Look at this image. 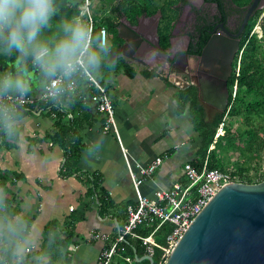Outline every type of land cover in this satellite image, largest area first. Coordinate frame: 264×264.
I'll use <instances>...</instances> for the list:
<instances>
[{"label":"crops","instance_id":"0c3cea01","mask_svg":"<svg viewBox=\"0 0 264 264\" xmlns=\"http://www.w3.org/2000/svg\"><path fill=\"white\" fill-rule=\"evenodd\" d=\"M143 21L150 34L153 15ZM105 45L107 59L116 58L117 48L110 30ZM118 55L117 57H119ZM156 62H151L152 66ZM135 73L108 70L105 83L115 105V120L119 138L102 132L104 117L87 101L80 128L83 148L76 162V172L66 176L61 168L63 149L47 133L53 128L55 113L38 106L21 112L9 121L0 138V252L16 241L17 255L27 257V264H94L104 242L93 238L95 233L114 236L125 219V207L136 200L132 182L124 164L120 143L139 162L147 163L156 155L162 164L140 185L145 195L156 189H167L174 183H184L183 165L198 157L201 138L193 129L187 113L177 114L175 83L167 81L158 70L148 71L133 63ZM37 77V76H35ZM38 84L28 81L31 88ZM10 90V91H15ZM78 95L72 93L53 100L55 108L67 117L77 116ZM97 175V192L107 193L109 204L101 207L89 194ZM73 225V235L65 237L66 224ZM27 227L26 235L20 234ZM28 249V251H27Z\"/></svg>","mask_w":264,"mask_h":264},{"label":"trees","instance_id":"16d2710c","mask_svg":"<svg viewBox=\"0 0 264 264\" xmlns=\"http://www.w3.org/2000/svg\"><path fill=\"white\" fill-rule=\"evenodd\" d=\"M82 0H55V14L52 16L47 27L42 29L40 34V40L44 41L51 48L55 39L52 38L51 31L52 26L55 28L62 27V24L67 21H73L79 13L78 5ZM95 1V0H94ZM180 0H104V4H108L103 16L94 20L93 32L90 38L89 50L96 54L95 49L99 46L100 42V28L105 27L110 30L115 42L119 43L122 39L117 34L116 24L117 18L126 16L130 22L135 23L137 17L142 13L147 15H153L159 12V25L158 36L159 42L162 48H166L169 45L168 37L171 27V21L176 17L177 2ZM211 1V0H209ZM216 2L220 7L224 0H212ZM236 6H247L251 0H231ZM261 9L256 10L249 18L244 32L241 36L240 46L244 45V49L241 57V65L239 69V75L235 76L232 72L231 77L228 80L229 98L228 102H231V108L228 112V117L241 116L244 123L247 125L239 132L241 137L245 138V143L239 142L233 143L231 141L232 136L235 133L230 130L224 131L220 137L214 142L216 128L220 122L223 114H218L212 122H206L204 120V110L199 103V99L196 92V86L190 85L185 88H177L175 92L176 99V113H187L190 117L193 129L199 134L201 138V145L198 151L197 159L191 161L192 164L200 167L204 159L207 158L208 166L211 168L217 167L224 169L222 163V151L227 150L229 147L233 149L234 146L240 147L245 153L246 151L259 155L264 150V141L258 134L259 123L253 121L252 114L260 116L264 120V15L261 18L259 24L261 27V36L258 37L257 33L251 31L257 22V18L260 15ZM242 16L240 17V22ZM86 28L87 26L84 25ZM199 51V50H198ZM98 62L95 65H89L86 57V65L92 74L106 87L105 73L108 70L113 72L123 71L128 76H132L135 73L133 67L124 63L122 60L107 61V47L100 48L99 54H96ZM32 56L21 57L16 51L7 52L3 48H0V66H2L3 72L6 77L9 75L13 78V73L19 69L24 72L33 71V75L37 76L42 81L47 80L50 77L43 75L38 65H33L31 60ZM22 74H17L18 80L20 77H24ZM59 73V72H58ZM144 74H152L150 71H144ZM32 75V76H33ZM23 81H26L25 79ZM236 82V89L234 84ZM26 83V82H25ZM36 88H31L30 92H34ZM53 100L47 103H41L39 107L41 110H52L55 113L54 126L46 137L50 138L53 142L57 143L64 151V162L62 165V172L64 175L69 176L76 172V162L79 157V153L83 148L81 140L80 128L84 121L83 112L86 111L88 105L80 99H77V109L79 113L77 116L67 117L66 113L55 108ZM33 109V106L20 107L14 111L13 117L18 116L21 112ZM2 134V132H0ZM214 144V147L209 149ZM244 169L238 167L237 171L232 172L233 176L242 182L257 183L264 179V174H260L257 178H253L250 175L244 174ZM0 170V178H2ZM92 181V186L89 190V194L94 195L101 207L109 204L107 193L102 189L97 191V183L99 177L97 175H88V180ZM173 224L170 222H163L154 232L153 239L160 246H166V237L171 233ZM152 226L142 224L136 228V232L140 235H147ZM27 233V227L20 234L22 239ZM73 235V225L66 224L65 237L61 244H65ZM18 241L7 250L0 252V264H27L29 260L27 257H20L17 255L16 250L18 247ZM125 252L133 256L136 254L138 257L143 256L144 249L140 240L130 237L126 238L124 243ZM163 250L160 247H155L152 255V264H163L165 258L162 257ZM49 263L52 264L56 253H51ZM20 258V263L17 259ZM143 262L149 264L148 260L143 259Z\"/></svg>","mask_w":264,"mask_h":264},{"label":"built area","instance_id":"2783aa9c","mask_svg":"<svg viewBox=\"0 0 264 264\" xmlns=\"http://www.w3.org/2000/svg\"><path fill=\"white\" fill-rule=\"evenodd\" d=\"M93 5L94 0H82L78 5L79 13L77 15L78 19L83 17L85 20L90 38L94 27L91 14ZM260 9V15L251 31V34L257 33L258 37L262 34L259 22L264 15V4ZM106 41L107 30L105 27H101L99 44L105 45ZM243 49L244 45H239L234 56L232 72L235 76L239 75ZM77 61L76 70L71 75L65 76L62 72H59L56 76L43 81L39 89H35L34 92L26 90L21 93L18 90H8L6 93H0V132L10 125L9 121L12 120L14 111L17 108L35 107L41 103L59 99L63 95L74 93L83 102L93 103L95 109L102 113L104 117L101 127L102 132L113 133L120 140L115 120V105L108 94L107 88L88 69L86 55L77 57ZM31 62L33 65H37L33 58ZM236 87L235 82L234 89ZM230 108L231 102H228L216 128L214 142L217 140L218 135L223 133ZM213 147L214 144L209 149ZM120 150L136 193V200L126 205L124 222L114 236L106 233L92 235L93 238L104 242L94 264H147L142 260H137L134 255L124 254V243L127 237L140 240L144 249L143 255L152 256L154 248L157 246L163 250L162 257L166 259L191 220L201 211L218 189L233 181L242 182L233 176L230 169L210 168L206 158L200 167L191 162L184 163V183H174L167 189H156L151 195H145L141 192L140 185L162 164L163 158L156 155L149 162L141 163L121 143ZM163 222H170L174 225L171 233L166 237V246L158 245L153 239L154 232ZM142 224L152 226L147 235H140L136 232V228ZM20 261V258H18L17 262L20 263Z\"/></svg>","mask_w":264,"mask_h":264},{"label":"water","instance_id":"95a60500","mask_svg":"<svg viewBox=\"0 0 264 264\" xmlns=\"http://www.w3.org/2000/svg\"><path fill=\"white\" fill-rule=\"evenodd\" d=\"M263 4L264 0H251L238 31L229 33L231 37L213 34L201 52L207 68L196 85L206 122H212L217 113L222 114L226 109L227 83L232 71L231 61L240 45L239 34L250 16ZM146 17V13H142L132 24L122 16L117 32L122 42L109 50V54L131 46L129 53L146 62L160 64L156 55L167 57L171 47L162 50L159 43L160 13L151 18L150 34L143 25ZM114 59L110 56L107 61ZM19 70L22 74L23 70ZM13 74L17 78L19 72ZM24 79L30 81L32 76H24ZM134 256L137 260L153 263L152 256ZM163 264H264V179L257 183L233 181L220 187L191 220Z\"/></svg>","mask_w":264,"mask_h":264},{"label":"clouds","instance_id":"9594fccd","mask_svg":"<svg viewBox=\"0 0 264 264\" xmlns=\"http://www.w3.org/2000/svg\"><path fill=\"white\" fill-rule=\"evenodd\" d=\"M55 14V0H0V48L16 51L21 57L32 56L46 77L62 72L71 75L77 66V57H87L89 65L98 58L89 50V31L78 21L62 24L63 36L50 48L40 40L42 29ZM10 89L25 92L26 86L10 77L0 80V93Z\"/></svg>","mask_w":264,"mask_h":264},{"label":"flooded vegetation","instance_id":"af4514ba","mask_svg":"<svg viewBox=\"0 0 264 264\" xmlns=\"http://www.w3.org/2000/svg\"><path fill=\"white\" fill-rule=\"evenodd\" d=\"M176 6L177 13L171 21L168 37L169 45L166 46V48L171 47V52L167 57L156 55L157 59L161 61L160 64L152 66L146 60L129 53L131 46H128L129 48L126 50L116 52V55L120 56H116L114 60L135 63L149 71L158 70V74H161L167 81L176 84V89L195 85L199 99L196 83L202 80L205 68H207V61L201 59V52L206 42L213 34L220 37H231L229 33H236L242 22V20L240 22V17L242 16L243 19L247 6L238 7L231 0H224L221 7L212 0H180ZM121 17L117 18V32ZM243 32L244 30L239 34L240 40ZM121 42L122 40L119 43ZM161 49L165 48L161 47ZM233 64L234 57L231 61L232 67Z\"/></svg>","mask_w":264,"mask_h":264},{"label":"rangeland","instance_id":"374dc122","mask_svg":"<svg viewBox=\"0 0 264 264\" xmlns=\"http://www.w3.org/2000/svg\"><path fill=\"white\" fill-rule=\"evenodd\" d=\"M108 8V4H104V0H95L94 5L91 8V14L95 20L103 16L106 9ZM73 21H78L82 25H85V20L83 17L73 19ZM52 38L58 40L63 36L62 27L55 28L52 26L51 31ZM94 47H98L97 45ZM96 50V49H95ZM19 74L20 70H18ZM24 76L33 75V71H28L23 73ZM106 75V74H105ZM6 77L5 72L3 69H0V80ZM7 77H10L9 75ZM11 78V77H10ZM14 81L18 80V77L11 78ZM24 77H20L19 81L22 82L27 90H30L31 87L28 84V81H23ZM26 82V83H25ZM32 82L38 84V79L34 75L32 76ZM176 86V85H175ZM14 90V89H10ZM253 121L260 124L258 127V134L264 141V120L260 117L252 114ZM247 125L244 123L243 118L241 116H234V117H227V120L224 125V131L230 130V132L235 133L232 136L231 141L233 143L239 142L241 144L245 143V138L241 137V133L239 132L242 128L246 127ZM239 130V131H238ZM221 136V133L218 137ZM222 163L225 168L230 169L232 172L237 171L238 167H242L245 171L244 174L250 175L253 178H257L260 174H264V150H262L259 155L246 151L245 153L241 150L240 147L234 146L233 149L230 147L227 150L222 151Z\"/></svg>","mask_w":264,"mask_h":264}]
</instances>
